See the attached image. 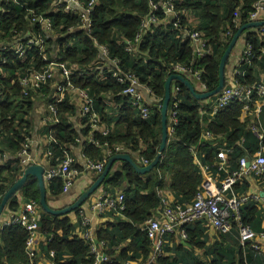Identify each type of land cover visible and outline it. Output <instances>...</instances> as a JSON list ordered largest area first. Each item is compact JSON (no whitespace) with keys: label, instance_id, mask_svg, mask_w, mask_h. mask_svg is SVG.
<instances>
[{"label":"trees","instance_id":"obj_1","mask_svg":"<svg viewBox=\"0 0 264 264\" xmlns=\"http://www.w3.org/2000/svg\"><path fill=\"white\" fill-rule=\"evenodd\" d=\"M20 1L22 5L18 6L13 0H0V30L4 33L3 40L14 44L31 33V10L49 17L54 33L49 39L45 38L48 45L46 52L50 57L66 62L72 67H82L86 73L75 75L74 82L95 98L102 121L110 128L107 136L96 135L93 138L90 137V129L84 125L81 131H78L71 120V116L77 114V108L73 101L66 97L58 105L60 121L52 127L57 139V143L52 146L55 156L62 159V147L71 151V146L79 147L85 138L82 151L87 159L108 161L115 155V147L123 146L125 153L131 154L133 160L141 166L143 159L151 163L159 151L162 142L161 107L165 96V83L167 78L175 73L174 67L194 66L202 70L201 82L209 91L215 89L219 83L220 61L225 50L238 29L251 22V16L256 12L255 5L259 2L174 0L177 11L191 13L197 18L195 28L203 33L204 40L211 50L206 56L199 58L189 40L177 37L178 29L161 23L164 18L160 7L162 0H97L92 13L90 33L80 28L79 15L62 11L51 13V8L58 0ZM81 1L87 4L89 0ZM157 6L160 8L156 9ZM151 15L157 16L158 21L151 23L150 28L142 33V42L136 45V51L129 53L126 43L134 42L141 33L143 20ZM182 23H187L184 16ZM262 27L248 29L242 35L245 45H251L253 52L251 63L242 68L245 74L236 76L239 82L245 85L261 81L256 78L255 68L260 62L264 66ZM39 28L35 26L34 29L39 31ZM98 45L106 46L110 51V58H118L125 71L135 73L141 83L151 89L152 92L148 93L151 97H147L153 107L147 119H143L129 98L121 94L124 86L113 79L107 69L100 64V68L92 69L94 72L89 70L90 66L100 61ZM43 65L36 47L29 49L24 57L11 52L0 54V146L14 151L15 155L20 152L26 137H31V131L34 129V120L29 111L34 105L35 94L24 96L20 79L29 70L39 69ZM226 79H229L228 73ZM176 86L180 88L177 97L179 106L174 109L171 98L168 127L173 124L174 112H177L178 123L174 132L169 134L168 144L158 167L143 177L130 163L122 162L118 170L111 171L102 184V190L106 194L115 196L124 193L126 204L123 214L116 217L115 222L96 232L99 241L107 242L110 256L116 254L113 247L120 248L113 262L103 264H123L130 259H141V264H148L153 252L152 242L141 228L151 217L160 216L162 193L166 185L175 196L174 202L186 205L195 200L205 182L198 160L190 150L192 147L201 148L204 155L201 160L209 164L210 171L218 179L219 185H222L226 176L213 163L216 158L215 152L210 149L213 143L220 147L234 148L233 153H228L232 168L237 166L236 160L244 154L240 145L242 138L246 137L250 146H254V136L249 129L253 119L247 116L241 120L244 115V103L234 102L211 117L209 114H202L201 101L194 98L184 83L173 80L172 91ZM195 89L201 90L197 86ZM109 98L118 105L116 117H113L112 107L106 103ZM254 107L253 103L252 108ZM260 119L264 128V106ZM47 125L48 132L50 123ZM205 130L211 132L213 139L203 145ZM94 141L99 142L101 146L95 145ZM4 148L0 150L6 153ZM110 150L113 154L109 153ZM8 163L11 166H0V202L11 186L10 180L15 178L22 168L17 159ZM57 163L54 160L52 164ZM73 167L78 171L82 170L79 163ZM46 186L47 192L49 190L54 195L61 194L63 190L60 179L48 182ZM236 190L242 195L246 194L247 182L239 184ZM20 195L21 200L16 195L10 199L6 210H18L21 202L36 201L40 204L37 179L29 177ZM109 214L114 215V212ZM241 215V223L249 225L257 233H264L262 203L249 201L241 208ZM81 221L80 219L79 224ZM38 224L40 233L45 234L47 239L40 247L42 256L48 257L54 264H93L90 243L73 234L76 225L72 224L68 216H53L42 210ZM210 230L207 222L197 221L186 226L184 235L176 232L167 234L164 237L162 254L149 264H264V254L257 253L250 247L243 251L236 227L230 233L216 230L213 236L210 235ZM27 236L25 228L17 224L5 226L0 230V264H37L36 258L32 262L27 255ZM211 237L213 241L210 244Z\"/></svg>","mask_w":264,"mask_h":264},{"label":"built area","instance_id":"obj_2","mask_svg":"<svg viewBox=\"0 0 264 264\" xmlns=\"http://www.w3.org/2000/svg\"><path fill=\"white\" fill-rule=\"evenodd\" d=\"M13 2L18 6L22 5L20 0H13ZM96 3L97 0H89L87 4L81 0H58L51 8V13L62 11L79 15L81 18L80 28L90 33L92 28V13ZM175 4L174 0H162L160 7L164 13L163 21L179 30L177 37L187 39L191 42L196 56L199 58L206 56L211 50L204 40L203 33L195 28V23L191 25L189 18L192 14L177 11ZM160 7L157 6L156 9ZM255 7L256 12L252 14L251 22L259 19L260 13L264 10V0H259ZM31 12L33 13L31 33L27 34L19 42L10 44V42L3 40L4 33L0 30V54L3 55L4 53L11 52L20 57H24L29 49L36 47L41 55L44 65L39 69L29 70L20 79V85L26 97L35 94L34 97L50 98L47 102V120L50 123V129L45 136L46 144L44 146L50 169L48 171L46 170L44 178L46 184L54 180H62L63 191L67 193L79 177V171L73 167L78 161L66 147H62V159L59 156H55L53 152L52 146L57 143V139L53 134L54 129L52 127L60 121L58 105L66 97L78 99L81 103V116L84 127L90 129L91 138L96 135L107 136L110 133V128L103 123L101 113L96 106L95 98L87 90L77 86L74 82L73 78L75 75H83L86 73L82 67H72L66 62L55 57H50L46 52L48 46L47 39L54 33L51 19L47 16L36 14L32 10ZM181 15L186 18V24L182 23ZM157 21L158 17L153 15L143 20L141 33L135 38L134 42L126 43V50L129 53L135 51L136 45H140L142 42V33H145L150 28L151 23H156ZM35 26L40 27L39 31L34 29ZM261 31V34L264 36V25ZM98 47L100 50V60L111 63L109 70L111 77L120 85L124 86L121 94L129 98L132 106L139 110L143 119H147L153 107L147 98V96L151 97L148 94L152 92L151 89L144 86L135 73L125 71L118 58H110V51L106 46L98 45ZM252 56L251 45H245L235 67H233L232 77L227 80L225 87L218 94L201 101V110L202 114H209L213 117L234 102L244 103V113H247L253 119L249 124V129L254 136V146L251 147L247 138L243 137L240 145L244 154L236 160L237 166L232 168L228 159V153H233L234 148L228 146L220 147L217 143H213V146L210 147L216 156L213 163L226 176L222 185H219L218 179L210 171L209 164L203 163L201 160V156H204L201 148L195 146L190 149L198 160L205 182L198 191L195 200L190 204L179 205L163 196L160 216L151 217L143 224L141 229L146 232L147 237L153 245V255L149 260L150 263L162 254L164 237L167 234L179 232L184 235L186 226L194 224L197 221L207 222L210 227L223 233H230L236 227L243 251L250 247L255 252L264 254V233H257L249 225L241 223V208L249 201L255 200L262 203L264 209V198L260 193L251 194L248 190L246 194L242 195L236 190L239 184H243L246 181L245 178L248 175H254L259 182H264L259 179L264 176V128L260 119L262 107L264 106V81H256L253 84L245 85L240 83L236 77L245 74L242 68L251 63ZM173 70L175 72L174 74L185 76L194 87L201 88L200 91L196 90L197 92L205 93L209 91L206 85L201 82L202 70L194 66L188 67L184 65H176ZM53 83H55V90L52 93V91L49 92L48 90H51ZM179 93L180 88L176 86L172 91L174 97H171L173 99L174 109L179 106L177 100ZM253 103L255 104L254 108H252ZM172 118L173 124L168 127L169 134L174 132V127L178 123L177 112L172 114ZM212 139L211 132L205 130L203 132L204 142L202 144L205 145ZM94 144L99 147L101 146L97 141H94ZM31 145V138L26 137L18 153L21 158V164L23 165L22 168L33 164L34 159L30 152ZM124 150L123 146H116L114 153L115 155L125 153ZM109 153L113 154L111 150ZM10 160L12 159L8 153H0V166L6 165ZM54 160L58 163L53 165ZM107 162L105 159L102 161L87 159L86 169L100 175L104 171ZM148 164L149 161L143 159V166ZM91 199L77 210L82 220L80 225L83 227L82 236L80 237L90 243L91 255L94 258L93 264L111 263L113 259L108 254L107 242L98 240L97 233L91 228L92 220L94 216H100L110 212L122 215L126 207L125 195L124 193H119L112 196L111 194L103 193L95 199ZM41 212L42 208L38 202H21L18 210H6L0 219V230L5 226L13 224L25 228L28 235L26 252L32 262L38 255V223ZM123 264H141V262L130 259L124 261Z\"/></svg>","mask_w":264,"mask_h":264},{"label":"crops","instance_id":"obj_3","mask_svg":"<svg viewBox=\"0 0 264 264\" xmlns=\"http://www.w3.org/2000/svg\"><path fill=\"white\" fill-rule=\"evenodd\" d=\"M197 18L192 14L190 15L189 21L191 23V25H193V23H195V25L197 24ZM257 21H264V10L260 13L259 19ZM162 24H164L165 26H168L169 24L167 22L162 21ZM252 29H256V28H252ZM245 40L244 37H242L241 39H239L237 45L235 46L234 50L231 53V62L229 65V68L231 70H233V67H235V64L237 63L238 57L240 56V54L243 52L244 48H245ZM136 51V49H135ZM133 51V52H135ZM132 52V53H133ZM100 58V56H99ZM103 62V63H102ZM100 64L101 67L107 69L108 71L111 68V63H108L107 61H98L97 63H95L93 66H90L89 70L92 71L93 68H100ZM228 68V76L229 78L232 77V72L230 69ZM256 78L258 80L264 81V66L262 64V62L259 63V66H257L256 68ZM94 72V71H92ZM57 81V80H56ZM55 90V83L52 84V88L51 91L52 93ZM148 98V97H147ZM71 99V98H70ZM149 99V98H148ZM50 100L49 97H34L33 101H34V105L32 107V109H30L29 111V115L31 116V118H33L34 120V129L31 133V142L32 145L30 147V152L31 155L34 159L33 164H39L42 163L43 165H46V168L49 167V161L46 159V150H45V144H46V139L45 136L47 134V102ZM74 103V105L77 108V114L71 116V120L73 121V123L75 124V127L78 131H81L82 129V125L83 124V119L81 116V103L78 99H71ZM153 101V100H152ZM106 103L112 107L113 109V117H116L118 115V109L116 106H118L117 104H114L112 102V99L109 98V101L106 100ZM247 113H244V115L241 117V120L243 121L246 117H247ZM82 144L79 147H74L71 146V153L77 158L78 163L82 166V170H79V177L75 180L73 186L71 187V189L65 193L63 190L61 192V194L59 195H54L51 194L48 190V195H49V199H48V203L49 205H51L53 208L55 209H63L68 207L69 205L75 203L78 199V197L81 195V193L83 191H85L88 187L91 186V184L98 178V174L97 173H89V170L86 169L85 164H86V157L83 154V145L86 142V139H82ZM2 147V146H1ZM4 148V147H2ZM6 153H9V155L11 156V159L14 161L15 159L19 160V165L23 166L21 164V158L19 156V154L15 155L13 152L9 149L4 148ZM122 164V162H117L114 164L113 168H112V172L116 171V169L118 170V167H120ZM6 165H9V163H7ZM24 168H21V171L19 172V174L22 172ZM19 174L10 180V185H12L17 179ZM7 176V174H5ZM147 175V174H146ZM143 177H146L145 175H143ZM247 185H248V190L249 193L251 194H255V193H260V195L264 198V182H259L258 179L254 176V175H248L245 178ZM169 181V180H168ZM47 185V184H46ZM118 192V191H117ZM104 191L102 190V187L99 189V191L94 194L91 198V200L95 199L98 195L103 194ZM162 195L166 198L169 199V201L173 202L175 199V196L173 194V192L171 191V189L168 188V186L166 185ZM19 199L21 200V195H18ZM68 216L71 221L72 224L76 225V230L74 231L73 234H75L76 236H82V231H83V227L79 224L80 223V215L76 212H72ZM64 217V216H63ZM119 217V215H117L116 213H114V215L106 213L104 215H100V216H94L93 220H92V225L91 228L93 230H95V232L98 233V231L104 227H106L109 223L115 222V218ZM124 218V217H123ZM216 229L211 227L210 230V235L213 236L215 234ZM177 234H179V232H176ZM46 235L43 233H40V231L38 232V255L36 258V263L37 264H50L52 263L50 259H48V257H44L40 254V247L42 244H45L46 242ZM212 237L210 239V244L212 242ZM109 242V241H108ZM130 242V240L128 241ZM109 247V246H108ZM114 250H116V254L119 252L120 248L119 247H113ZM152 249H153V245H152ZM116 254H112V259L114 257H116ZM153 255V252H152ZM152 255L150 256V258L152 257ZM148 259V264L150 263ZM141 262V259H137Z\"/></svg>","mask_w":264,"mask_h":264},{"label":"water","instance_id":"obj_4","mask_svg":"<svg viewBox=\"0 0 264 264\" xmlns=\"http://www.w3.org/2000/svg\"><path fill=\"white\" fill-rule=\"evenodd\" d=\"M263 25H264V21H252V22L242 25L238 29V31L233 36L229 46L227 47V49L225 50L221 58L220 67H219L220 69L219 83L215 89L211 91H207L205 93H199L196 91L194 85L183 75L172 74L167 78L166 83H165V96H164L162 107H161L162 142H161V145H160V148H159V151L156 157L151 163H149L146 166H141L133 160L131 154L129 153H118L116 155H113L108 160L104 171L91 184V186L81 193V195L78 197L75 203L63 209H55L48 203L49 195L47 192V186H46L44 174L46 170L48 171L50 169V167L46 168V165H43L42 163L30 164L22 170V172L18 176V179L9 187V189L4 194L0 202V219L2 218V215L4 214V212L6 211V208H7V205L10 199L14 195L16 196L20 195V192L23 186L26 184L29 177H33L37 179L38 181L39 188H40V205H41L42 210H44L49 215L63 217V216L69 215L72 212H76L81 206L86 204L94 194H96L99 191V189L102 187L104 180L111 172L115 163L128 162L141 175H146L150 173L151 171H153L156 167H158L159 163L161 162L163 153L168 144V139H169L168 111H169V106H170L171 97H172L173 80H178L184 83L190 89L194 98L199 101L206 100L218 94L225 87L227 83L226 76H227V71H228L227 69L231 62L230 60L231 53L234 50L235 46L237 45L239 39L243 37L242 36L243 32H245L248 29L258 28L259 26H263ZM85 167H86V164H85ZM89 173L92 174L93 172L89 170Z\"/></svg>","mask_w":264,"mask_h":264},{"label":"rangeland","instance_id":"obj_5","mask_svg":"<svg viewBox=\"0 0 264 264\" xmlns=\"http://www.w3.org/2000/svg\"><path fill=\"white\" fill-rule=\"evenodd\" d=\"M32 132V131H31ZM0 148L2 149V147L0 146ZM0 153H3L1 150H0ZM264 177V176H263ZM263 177H260L259 179L261 180V181H264L263 180ZM202 253V252H201ZM44 264V263H43ZM51 264V263H50Z\"/></svg>","mask_w":264,"mask_h":264}]
</instances>
